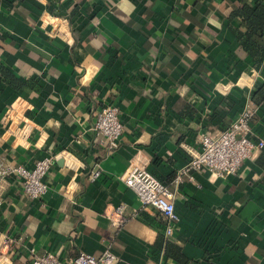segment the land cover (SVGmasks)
<instances>
[{"label": "crops", "instance_id": "obj_1", "mask_svg": "<svg viewBox=\"0 0 264 264\" xmlns=\"http://www.w3.org/2000/svg\"><path fill=\"white\" fill-rule=\"evenodd\" d=\"M256 1L0 0V161L31 168L53 155L39 198L0 182V264H26L28 248L62 264L104 250L113 264H264V147L235 174L172 183L199 134L217 135L245 104L264 141V101L250 100L264 52L255 65L241 20L226 17ZM255 40L264 48V31ZM104 105L122 124L113 147L91 130ZM130 163L169 186L176 221L118 180ZM115 206L114 225L104 214Z\"/></svg>", "mask_w": 264, "mask_h": 264}, {"label": "built area", "instance_id": "obj_2", "mask_svg": "<svg viewBox=\"0 0 264 264\" xmlns=\"http://www.w3.org/2000/svg\"><path fill=\"white\" fill-rule=\"evenodd\" d=\"M254 112L253 106L245 104L217 135L199 134L198 149L191 153L186 165L173 177L172 183L177 184L190 171L203 170L215 177L235 174L245 159L249 158L254 151L264 147L262 139H252L250 123ZM121 129L122 124L116 106L104 105L95 112L91 130L100 137L101 143L105 142L108 147H113ZM52 161L53 155H46L35 160L31 168L18 164L8 165L0 161V182L5 178H14L20 191L27 198L37 199L47 190V184L43 178ZM98 174L99 170H94L91 173V179ZM118 180L133 191L142 207L153 208L167 222L172 223L177 220L171 189L143 166L128 164L118 175ZM122 209V206L108 208L104 215L111 224H120L123 220ZM171 231L172 228L168 224L165 232L170 234ZM114 260L115 256L108 250L98 255L79 251L71 258L69 264H113ZM26 264H62V262L53 253L37 254L33 248H28Z\"/></svg>", "mask_w": 264, "mask_h": 264}, {"label": "trees", "instance_id": "obj_3", "mask_svg": "<svg viewBox=\"0 0 264 264\" xmlns=\"http://www.w3.org/2000/svg\"><path fill=\"white\" fill-rule=\"evenodd\" d=\"M226 17L228 19L238 17L241 20L244 30L236 32V37L244 51L253 58L255 56L259 57L254 60V64L257 65L261 60L260 55L264 52V48L255 40V37H260L264 31V6L259 1L252 4L244 2L233 8ZM1 73L6 77H10L6 70H1ZM250 100L255 104L264 101V83L253 91ZM172 248L177 249L176 247Z\"/></svg>", "mask_w": 264, "mask_h": 264}]
</instances>
